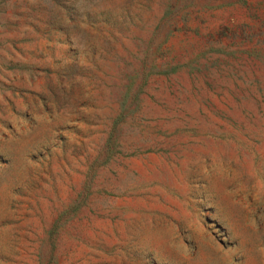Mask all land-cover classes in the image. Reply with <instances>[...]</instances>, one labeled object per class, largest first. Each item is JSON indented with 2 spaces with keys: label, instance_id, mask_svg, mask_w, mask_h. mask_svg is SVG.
Segmentation results:
<instances>
[{
  "label": "rangeland",
  "instance_id": "1",
  "mask_svg": "<svg viewBox=\"0 0 264 264\" xmlns=\"http://www.w3.org/2000/svg\"><path fill=\"white\" fill-rule=\"evenodd\" d=\"M0 264H264V0H0Z\"/></svg>",
  "mask_w": 264,
  "mask_h": 264
}]
</instances>
